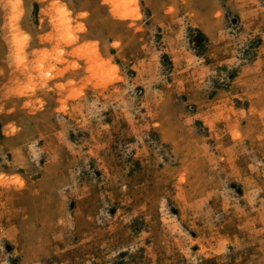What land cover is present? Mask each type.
<instances>
[{"label":"rangeland","instance_id":"1","mask_svg":"<svg viewBox=\"0 0 264 264\" xmlns=\"http://www.w3.org/2000/svg\"><path fill=\"white\" fill-rule=\"evenodd\" d=\"M0 264H264V0H0Z\"/></svg>","mask_w":264,"mask_h":264},{"label":"snow or ice","instance_id":"2","mask_svg":"<svg viewBox=\"0 0 264 264\" xmlns=\"http://www.w3.org/2000/svg\"><path fill=\"white\" fill-rule=\"evenodd\" d=\"M9 2L11 3V0H9Z\"/></svg>","mask_w":264,"mask_h":264}]
</instances>
